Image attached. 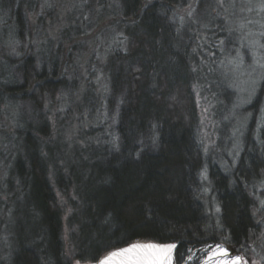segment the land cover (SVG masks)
Segmentation results:
<instances>
[{"label": "trees", "instance_id": "obj_1", "mask_svg": "<svg viewBox=\"0 0 264 264\" xmlns=\"http://www.w3.org/2000/svg\"><path fill=\"white\" fill-rule=\"evenodd\" d=\"M189 1L114 0L112 24L127 40L109 52L107 91L80 99L83 107L95 105L94 122L69 148L53 138L42 98L66 82L63 44L82 35L83 24L75 18L60 31L63 43L48 58L0 62L14 78L7 87L3 76L0 90L28 105L31 118L16 136L17 159L0 185V264L93 263L161 235L180 244L181 253L221 243L235 253L254 247L264 254L257 239L264 233V222L257 224L264 221V132L255 127L264 81L244 109L249 121L237 161L224 167L204 148L195 88L213 95L217 109L229 99L214 63L225 33L221 17L201 3L202 30L212 38L200 42L196 23L190 28L177 14ZM35 3L9 0L16 38L24 36L23 7Z\"/></svg>", "mask_w": 264, "mask_h": 264}, {"label": "rangeland", "instance_id": "obj_2", "mask_svg": "<svg viewBox=\"0 0 264 264\" xmlns=\"http://www.w3.org/2000/svg\"><path fill=\"white\" fill-rule=\"evenodd\" d=\"M14 1L16 4L20 0H10L11 3ZM34 1H36L35 5L25 4L23 7L24 36L22 38L17 37V39L14 34V22L11 21L10 23L9 20V15L12 11L9 6V0H0V62L5 61L4 58L8 59L10 56L15 57L17 61L21 57L31 56L35 62V59H39L42 56L48 58L50 50L54 49L56 51L59 44L63 43L60 39V31L58 32L57 28L63 25L62 30H64L70 23L76 25L77 21L80 22L79 20H75V18L77 19L80 16V11L71 9V0H47L48 3L54 5L53 7H45V0ZM94 1L96 2L89 0L93 9L92 13L84 10L85 15H90L91 26H87L88 22L86 26L83 24L81 26L83 34L73 37L71 41L63 44L65 50L60 55L59 65L62 70V77L64 76L66 82L53 95H44L42 98L41 110L43 116H46L50 123L53 138L60 137L59 140H56L60 143L61 148L72 146L73 142L77 140V132L85 127L87 122H94L92 119L90 120L89 114H92L91 112L96 107L95 105L91 106V104H89V107H83V100L80 101L83 94L86 92L89 94V97H94L99 92L105 93L108 89L105 65L110 54L109 52L112 50L111 48L116 46L112 42L113 37L120 35V31L116 30L115 24H112L113 12L115 11L111 9V6L114 0H107L108 2L101 5H98V0ZM210 1L211 5H213L210 8L213 9L214 0ZM76 2L79 3V0H76ZM242 2L243 0H236L237 6L235 10L229 7L228 15L231 16L232 12L235 11L236 16L232 17V19L246 17L251 20L252 23L248 24L247 27L253 33H259L264 30L261 28V25L264 24V12L259 11L257 7H254L252 12L246 10L241 12L240 4ZM189 3L194 4V0L188 3L184 2L177 9L179 18L185 15V10ZM253 3L258 4L259 0H253ZM73 13L75 14L71 17L69 14ZM223 16V13L218 16L221 17L222 22ZM181 23L188 25L190 28L196 23L198 35L200 36L199 40L204 39L206 41L212 38V35L209 36L202 30L205 27L201 26L207 25L203 19L192 23L185 15V19ZM86 31H90L91 36H86ZM223 32L225 33V37L222 40L226 43L221 48L219 42L218 47L221 52L219 58L214 63L216 71L222 79V83L229 89V94H227L229 99H226L225 102L223 101L224 103L221 102L225 106L217 109L218 102L215 101L213 95H207L206 93L202 95V91H199L197 87L195 89L200 110V136L204 148L207 152L217 155L220 163L224 167H227V165L232 166L237 161L241 138L245 133L249 121L248 112L244 111L245 107L249 104L244 102L248 98L249 85L244 83L247 80V75L236 78L230 72L226 73L225 68L220 63L230 53L234 54L236 48L240 45L239 32L230 34L226 27ZM11 39L20 42L17 46L18 55L12 54L8 47V42ZM257 39L261 43H264V37L257 36ZM242 51L246 53V64H251L252 58L247 54V49H242ZM260 54H264V52ZM12 72V68L9 65L0 64V80L3 76L5 77L2 83L4 86L10 87L14 82ZM259 83L257 84V88ZM29 108L22 101L6 100L3 91L0 90V185L4 183V180L8 176V171L15 165L17 159L16 136L31 121ZM215 111L219 112V117L215 116ZM105 116H108L107 113H105ZM109 121L111 125L112 120ZM260 122H262L261 117L257 119L256 130L257 124ZM145 242L149 241L141 240L133 243ZM223 246L228 247L224 244ZM205 248L206 246L202 249ZM228 248L231 250L230 247ZM202 249H194L189 252L188 255H192L193 259L188 261V264H204L209 252L201 251ZM259 253L253 247L252 250H247L241 255H244L250 262H255V264H264V260L260 256L263 255L264 257V254ZM235 254L239 253H233V255Z\"/></svg>", "mask_w": 264, "mask_h": 264}, {"label": "snow or ice", "instance_id": "obj_3", "mask_svg": "<svg viewBox=\"0 0 264 264\" xmlns=\"http://www.w3.org/2000/svg\"><path fill=\"white\" fill-rule=\"evenodd\" d=\"M201 3H204L207 7H213V5L208 4V0H194V4L189 3L185 10V15L190 22H199L200 14L197 9ZM44 6L53 7L54 5L45 0ZM236 6V0H227V2L226 0H214L213 11L215 12V15L220 16L221 13L224 14L221 30H224L226 27L230 34L234 32L240 33L239 47L236 48L234 54L230 53L225 60H222L220 63L225 68L226 73L230 72L236 78L247 75V80H245L244 83L249 85V91L248 98L244 102L250 103L252 97L256 94L257 84L264 81V54H260L261 52H264V43H261L260 40L257 39V36L264 37V30L259 33H253L247 27L252 21L246 17H238L235 20L232 19V17L236 16V12L233 11L231 16H229L228 9L231 7L235 10ZM145 7H147V5H145ZM254 7H257L259 11L264 12V0H259L258 4H254L253 0H243L240 4V11L243 12L246 10L252 12ZM71 9L80 11V16L77 17V20H79L81 24H84V22L87 21V26H91L90 15H85L84 13L85 9L91 11L89 0H79V3H77L76 0H71ZM185 15L180 17L181 22L184 21ZM202 27H207V25H202ZM62 28L63 25L58 27L57 31H61ZM261 28L264 29V24L261 25ZM85 35L91 36V32L86 31ZM125 40H127V37L120 34L113 37L112 42L114 44L123 45ZM19 43L20 42L15 39L9 40L8 47L12 54H19L17 52V46ZM225 43L224 40H221L220 47L223 48ZM242 49H247V54L252 58L251 64H246V53L242 51ZM205 111H207V109H205ZM260 112L262 114V122L257 124V131L264 132V107L260 108ZM261 203L262 207H264V201ZM262 222L264 221H257V224ZM257 239L261 241V247H264V233H261ZM121 240L127 242L128 238L122 237ZM225 240L228 241V238L226 237ZM180 247V244L170 241V238L167 236H155L149 242L130 243L128 247H124L118 252H112L110 256L101 259L99 264H112L113 259L117 256L124 257L121 264H188V261H191L193 256L188 255L187 253H181ZM201 251L211 253L206 256L204 264H213L214 259L217 257H220L221 259H215V264H255V262H250V260L244 255H233L237 249L232 248L230 250L221 243H216L215 245L209 244ZM188 252H191V250H188ZM186 255L187 260L185 259ZM261 259L264 260V257H261ZM77 264H79V261H77Z\"/></svg>", "mask_w": 264, "mask_h": 264}, {"label": "bare ground", "instance_id": "obj_4", "mask_svg": "<svg viewBox=\"0 0 264 264\" xmlns=\"http://www.w3.org/2000/svg\"><path fill=\"white\" fill-rule=\"evenodd\" d=\"M129 246V245H128ZM128 246H125V247H128ZM122 248H124V247H122ZM122 248H118V249H116V250H114V251H112V252H118V251H120ZM214 250V249H213ZM112 252H110V253H108L107 255H105L104 257H102L101 259H105L106 257H108V256H110V254L112 253ZM211 253L209 252L208 253V255H210ZM100 259V260H101ZM124 259V257H121V256H117V257H115L114 259H113V261H112V264H121V261ZM215 259H221L220 257H217V258H215ZM215 259H214V261H213V264H215ZM99 260V261H100ZM99 261H97V262H95V263H92V264H99Z\"/></svg>", "mask_w": 264, "mask_h": 264}]
</instances>
